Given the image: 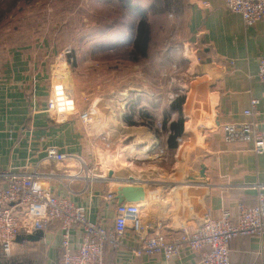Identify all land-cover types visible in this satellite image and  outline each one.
<instances>
[{"label":"crops","instance_id":"crops-1","mask_svg":"<svg viewBox=\"0 0 264 264\" xmlns=\"http://www.w3.org/2000/svg\"><path fill=\"white\" fill-rule=\"evenodd\" d=\"M168 2L183 11L184 46L197 62L182 106L184 139L172 152L170 163L152 159L154 136L146 126H126L116 112L118 107L114 111L115 104L122 107L124 102L91 100L87 105L74 101L72 114L49 113V59L62 55L45 46V37L34 43L28 19L23 22L20 18L16 25L26 29L16 28L0 36V170L21 174L36 170L53 195L86 207L92 222L109 227L121 188L139 187L143 236L158 230L194 232L207 217L217 218L224 210L235 216L237 205L256 204L259 194L264 195V190L257 188L264 186V154L253 153L251 144H227L223 126L264 123V84L256 78L259 60L264 58V19L254 27H245L224 0ZM121 67L123 73L128 72L129 62ZM252 99L258 105L245 116ZM171 103L150 99L143 106L168 109ZM88 106L97 110L98 118L83 123L79 115ZM104 135L108 147L99 140ZM115 137H123L129 144L122 151H112L110 138ZM130 139H134L132 144ZM52 147L72 158L48 160L46 151ZM200 162L205 166L204 178L188 180L187 176L197 173ZM108 170H113V177L106 178ZM42 233L38 242H16L11 257L54 264L62 251L60 227L53 223ZM71 235V248L77 250L83 233L74 229ZM137 242L135 235L127 233L123 247L106 249L104 264H199L201 260L199 253L188 249L170 260L162 255L136 256ZM229 257L230 264H264V230L234 239Z\"/></svg>","mask_w":264,"mask_h":264},{"label":"rangeland","instance_id":"rangeland-1","mask_svg":"<svg viewBox=\"0 0 264 264\" xmlns=\"http://www.w3.org/2000/svg\"><path fill=\"white\" fill-rule=\"evenodd\" d=\"M129 3L143 7L151 30L147 57L135 61L130 52L139 18L127 6ZM182 12L170 7L168 0L156 3L142 0H0V36L11 34L16 28L26 29L17 26L15 20L24 18L25 22L28 19L34 43L45 37V46L62 55L59 59L58 56L49 59L51 94L53 87L61 83L74 101L83 104L89 105L91 100L124 102L122 107L115 104L114 111L118 107L116 112L121 114L125 124L127 119L146 126L154 136L150 145L152 159L170 163L173 153L164 149L165 136L168 123L176 116L169 108L154 104L145 107L143 103L149 104L150 99L172 102L183 97L195 75L192 72L197 62L189 47L184 46ZM127 61L130 67L123 73L121 65L126 66ZM92 110L95 122L98 113ZM167 113L170 118L163 129ZM133 140L130 139V144ZM110 141L112 151H122V147L129 144L123 137L110 138Z\"/></svg>","mask_w":264,"mask_h":264},{"label":"built area","instance_id":"built-area-1","mask_svg":"<svg viewBox=\"0 0 264 264\" xmlns=\"http://www.w3.org/2000/svg\"><path fill=\"white\" fill-rule=\"evenodd\" d=\"M227 9L241 17L245 27H254L264 19V0H224ZM257 80L264 84V58L259 60ZM59 83L52 89L47 111L52 115H69L74 112V99ZM65 88V86H64ZM63 89V90H62ZM63 93L65 95H63ZM258 101H250L252 114ZM95 115L91 108L79 115L83 123H90ZM227 144H251L256 155L264 154V123L244 122L223 126ZM107 147L106 135L99 138ZM50 161L63 162L72 156L60 153L55 148L46 151ZM41 175L36 171L21 174L14 170H0V258H10L18 236L44 232L53 223L61 231V255L54 264H104L105 251L124 246L127 233L138 239L133 250L136 256L162 255L166 260L179 256L182 250L200 254L199 264H230V244L238 237L258 235L264 230V195L259 194L254 205L239 204L235 216L224 210L217 218L207 217L194 232L156 231L143 236L140 208L136 203L118 201L111 227L92 222L87 208L66 198H59L46 189ZM260 191L264 186L258 185ZM74 229L83 233L77 250L71 248Z\"/></svg>","mask_w":264,"mask_h":264},{"label":"trees","instance_id":"trees-1","mask_svg":"<svg viewBox=\"0 0 264 264\" xmlns=\"http://www.w3.org/2000/svg\"><path fill=\"white\" fill-rule=\"evenodd\" d=\"M129 8L138 16L139 20L136 25L135 34L132 39V51L130 52L131 59L133 61L137 60V58H146L148 55L149 45L151 41V30L150 26L146 19L145 12L137 7L132 6L130 3L127 4ZM184 96L177 97L172 103L170 104L169 110L170 113L176 115V119L169 122L170 115L167 113L164 115V120L162 122V128L166 129L168 123V137H167V148L169 151L174 152L177 150L179 144L184 139L183 134V113H182V106L184 104ZM126 124L128 126H135L136 123L131 122L130 120L125 119ZM150 127V126H149ZM151 128V127H150ZM35 261H28L27 257L16 258H0V264H34Z\"/></svg>","mask_w":264,"mask_h":264},{"label":"water","instance_id":"water-1","mask_svg":"<svg viewBox=\"0 0 264 264\" xmlns=\"http://www.w3.org/2000/svg\"><path fill=\"white\" fill-rule=\"evenodd\" d=\"M205 166L203 162L199 163L197 173L187 176L190 181H199L204 178ZM113 170H108L106 172V178L113 177ZM141 199V189L139 187L125 186L120 190V200L127 203H138ZM43 237L42 232H35L33 235H28L26 237L18 236L16 239L17 243H22L24 241L38 242Z\"/></svg>","mask_w":264,"mask_h":264},{"label":"bare ground","instance_id":"bare-ground-1","mask_svg":"<svg viewBox=\"0 0 264 264\" xmlns=\"http://www.w3.org/2000/svg\"><path fill=\"white\" fill-rule=\"evenodd\" d=\"M137 204V203H136Z\"/></svg>","mask_w":264,"mask_h":264}]
</instances>
